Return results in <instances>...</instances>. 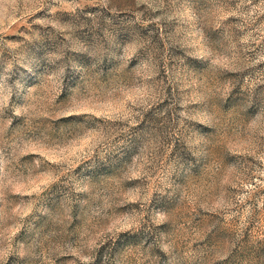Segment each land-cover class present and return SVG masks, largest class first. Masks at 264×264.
<instances>
[{"label": "rangeland", "instance_id": "obj_1", "mask_svg": "<svg viewBox=\"0 0 264 264\" xmlns=\"http://www.w3.org/2000/svg\"><path fill=\"white\" fill-rule=\"evenodd\" d=\"M0 264H264V0H0Z\"/></svg>", "mask_w": 264, "mask_h": 264}]
</instances>
